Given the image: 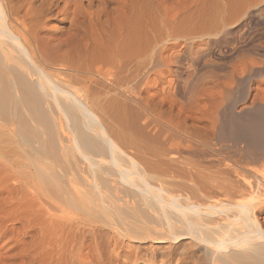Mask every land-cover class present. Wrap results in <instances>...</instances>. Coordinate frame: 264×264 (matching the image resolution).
I'll return each mask as SVG.
<instances>
[{
  "label": "bare ground",
  "instance_id": "6f19581e",
  "mask_svg": "<svg viewBox=\"0 0 264 264\" xmlns=\"http://www.w3.org/2000/svg\"><path fill=\"white\" fill-rule=\"evenodd\" d=\"M0 264H264V0H0Z\"/></svg>",
  "mask_w": 264,
  "mask_h": 264
},
{
  "label": "rangeland",
  "instance_id": "374dc122",
  "mask_svg": "<svg viewBox=\"0 0 264 264\" xmlns=\"http://www.w3.org/2000/svg\"><path fill=\"white\" fill-rule=\"evenodd\" d=\"M238 38H239V36H237V39ZM241 45H242V43H238L239 50L236 51L235 55H237L238 53L241 52V47H240ZM230 54L231 55H229V53H228L226 55H223L222 57L217 55L215 52H213L212 54H208L206 59H205V63H207L208 66L206 67V69L203 72L210 71L211 72L210 76L212 75V77H214L217 80L226 81L227 80L226 74L229 71V63L228 62L230 60H233V58L235 56V55H232V54H234V52H230ZM194 69H195V65L192 61L186 60L184 62V65L181 69V71H182L181 72L182 73V79H181L182 82H185V80H187L189 78V76L193 73ZM170 80L172 81L173 77H169L168 82H170ZM252 80L255 81V80H259V79L258 78L251 79V80H249V82ZM157 83H158V80H153L151 87H154L155 85H157ZM242 87H240L239 90L236 91L234 99H233L234 102L236 103V106H235L236 111H241V109L243 108V102L241 101V99H242V92H241L242 90L241 89H243ZM231 114H229V117ZM227 130H228L227 132H226V130L222 131V132H225L223 134H224L226 140L228 139V136L230 134L232 135L234 130H235V125L232 121H230L228 123ZM156 246L157 245L154 244L153 247H156Z\"/></svg>",
  "mask_w": 264,
  "mask_h": 264
}]
</instances>
